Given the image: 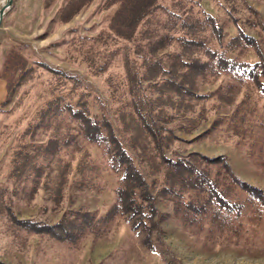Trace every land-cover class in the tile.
<instances>
[{
    "label": "trees",
    "instance_id": "16d2710c",
    "mask_svg": "<svg viewBox=\"0 0 264 264\" xmlns=\"http://www.w3.org/2000/svg\"><path fill=\"white\" fill-rule=\"evenodd\" d=\"M88 1L66 0L59 19H69ZM113 4L106 27L66 40L69 54L78 55L92 73L120 60L121 74L105 76L112 116L79 74L30 56L49 76L40 88L39 102L14 132L10 122L0 123V131H8L5 141L10 138L0 166V220L20 245L26 234L75 244L84 236L102 234L120 216L153 250L156 241H162L160 221L169 215L155 202L160 195L203 240L252 241L255 224L264 217L263 188L236 175L223 152L191 149L168 155L165 147L174 139L203 136L225 118L226 127L243 134L252 113L260 117L258 124L264 129V110L258 109L251 92L255 88L264 97V36L245 30L243 21L264 25L228 8L226 17L235 26L228 32L224 21L201 0H104L102 6ZM247 48L253 58L243 56ZM223 73L228 74L224 83L197 89L198 77L212 81ZM29 77L31 71L24 81ZM27 90L20 88L8 113L15 111ZM209 98L233 108L189 138L178 135L176 130L190 132L206 119ZM39 131L44 138L36 137ZM88 143L99 146L102 160L91 156ZM139 160L147 165L149 176ZM104 168L113 170L116 179L113 200L101 210L67 207L50 221L20 216L11 205L13 197L29 200L39 189L56 203L69 187L102 189ZM0 264L7 262L0 258Z\"/></svg>",
    "mask_w": 264,
    "mask_h": 264
},
{
    "label": "rangeland",
    "instance_id": "374dc122",
    "mask_svg": "<svg viewBox=\"0 0 264 264\" xmlns=\"http://www.w3.org/2000/svg\"><path fill=\"white\" fill-rule=\"evenodd\" d=\"M6 0H0V6ZM66 0H11L0 17V58L4 59L3 70L13 78L10 90L0 101V123L10 122L13 132L24 122L25 116L35 108L41 97L40 88L49 72L34 64L30 56L47 61L51 65L79 74L105 102L112 116V96L108 92L105 76L109 72L121 74L119 59L111 62L105 71L92 73L78 55L69 54L66 40L73 34L91 36L106 27L107 18L114 4L103 7L104 0H89L71 15L69 19H59V9ZM202 5L224 21L228 32H234L235 26L226 17V9L234 14L249 16L264 25V0H201ZM245 30L256 36H264V28L243 21ZM24 43L25 47L17 44ZM264 47V39H262ZM13 48V49H12ZM7 50V51H6ZM28 52L30 55H28ZM5 55V56H4ZM243 56L253 58L252 49L243 51ZM31 77L24 81L27 73ZM228 74L223 73L212 81L197 78V89L208 90L218 83H224ZM24 81V82H23ZM22 86L28 90L17 105L15 111L8 113L16 93ZM252 100L256 99L259 110H264V97L251 88ZM92 109L96 104H91ZM206 119L190 132L176 130L184 138H189L208 126L216 116H227L232 104H216L213 98L205 102ZM26 110V111H25ZM22 114V116H20ZM19 116V118H17ZM264 118V117H263ZM260 117L252 113L248 122H244L243 134L233 133L226 127V118L203 136L192 140L174 139L165 147L168 155L185 153L196 149L207 154L223 152L233 170L241 178L261 186L264 190V129L258 124ZM6 128L0 131V166L7 153L5 141ZM39 131L38 138H44ZM91 156L102 160L100 148L96 144H86ZM132 150V148H131ZM134 152V150H132ZM139 165L149 176L148 167L143 160ZM101 178L105 187L67 188L59 202H54L39 189L29 199L13 197L11 205L20 216H34L46 220H55L64 208L86 207L101 210L113 200L112 187L116 173L104 168ZM3 179L0 169V181ZM160 210L169 215L160 221L162 241H156L155 249L146 248L130 229L127 221L115 216L108 228L98 236H84L77 243L57 241L40 234H26L25 243L13 236L0 220V258L7 264H264V217L255 224L252 241H205L201 235L184 225L172 210L170 200L155 196ZM21 233H24L21 231Z\"/></svg>",
    "mask_w": 264,
    "mask_h": 264
},
{
    "label": "crops",
    "instance_id": "0c3cea01",
    "mask_svg": "<svg viewBox=\"0 0 264 264\" xmlns=\"http://www.w3.org/2000/svg\"><path fill=\"white\" fill-rule=\"evenodd\" d=\"M4 59L0 58V101L6 97V95L10 90L12 82H14L11 76H8L6 75V73H4L3 65H2L4 63Z\"/></svg>",
    "mask_w": 264,
    "mask_h": 264
},
{
    "label": "water",
    "instance_id": "95a60500",
    "mask_svg": "<svg viewBox=\"0 0 264 264\" xmlns=\"http://www.w3.org/2000/svg\"><path fill=\"white\" fill-rule=\"evenodd\" d=\"M11 2V0H6L5 2H3L0 6V17L2 16V13L4 11V8L9 5V3Z\"/></svg>",
    "mask_w": 264,
    "mask_h": 264
}]
</instances>
